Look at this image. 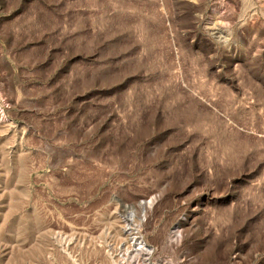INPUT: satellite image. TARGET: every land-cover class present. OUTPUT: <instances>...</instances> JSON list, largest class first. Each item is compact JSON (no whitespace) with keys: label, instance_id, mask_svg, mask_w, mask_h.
<instances>
[{"label":"rangeland","instance_id":"374dc122","mask_svg":"<svg viewBox=\"0 0 264 264\" xmlns=\"http://www.w3.org/2000/svg\"><path fill=\"white\" fill-rule=\"evenodd\" d=\"M0 264H264V0H0Z\"/></svg>","mask_w":264,"mask_h":264}]
</instances>
